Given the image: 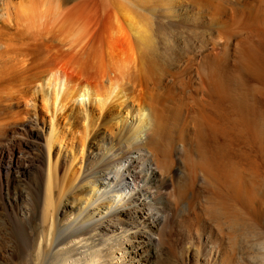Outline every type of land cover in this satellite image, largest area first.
Masks as SVG:
<instances>
[{
	"label": "bare ground",
	"instance_id": "obj_1",
	"mask_svg": "<svg viewBox=\"0 0 264 264\" xmlns=\"http://www.w3.org/2000/svg\"><path fill=\"white\" fill-rule=\"evenodd\" d=\"M69 1L0 0V76H3L0 111L5 110V114L0 112V122L6 118L17 117L18 120L23 113L30 112L14 109L15 105L26 101L33 103L36 114L38 108L41 110L43 127L46 128L43 175L36 182L35 193L29 187L25 189L28 186L25 176L31 173L30 170L27 174V171L17 170L20 177L14 183L20 192L18 200L21 204L26 203L27 209L28 201L33 198V207L27 210L31 216L30 228L35 234L37 227L34 221L38 220L41 236L40 239L36 234L31 239L20 236L18 246L21 253L18 258L24 264H156V254L150 248L158 246L161 239L156 238L155 231L162 228L158 213L154 217L147 216L138 208L136 212L142 214L140 220H126L114 205L123 207L126 201L128 205H134L141 200V191L146 184L158 190L162 188L161 175L171 168L170 151L165 146L177 136L184 140L189 131L186 126L165 128L163 119H160L153 130L154 137H145L150 123V113L142 100L145 76H142L143 72L141 74L139 54L132 41L119 40L125 25L132 30L136 27V20L128 11L124 10L123 14L117 11L113 18L107 19L106 38L102 42L104 47H98L105 51L100 50L106 59L102 56V61L107 62L106 73L89 71V64L82 68L79 64V68L75 67V64L72 68L54 59L44 65L47 53L52 49L46 43L50 25L58 27L56 31L64 34L62 42L71 44L70 47L82 43L79 49H84L88 43L94 45V41L88 38L93 36L90 19L83 16L73 18V13L62 12ZM88 40L87 44L83 43ZM92 48L89 47L90 50ZM241 52L240 67L251 69L256 79L264 81L263 59L257 50L246 47ZM223 59V55L218 53L206 62L207 71L202 70L205 72V81H202L206 98L204 102L201 100L202 107L198 105V113L195 112L198 115L193 118L196 152L193 153L195 155L192 151L187 154L188 150L185 152L186 160L183 157L190 181L188 187H195L199 180L214 186L209 187L208 194L194 193L193 201H205L208 205L202 206L201 211L191 205L189 211L194 210V218L191 216L188 224L200 226L206 216L213 221L218 241L208 240L212 264H264V230L256 223L260 215L255 203L260 196L252 188L253 180L259 176L255 178L256 174L261 171H258L261 161L258 156L264 159V111L250 101L251 93L244 95L235 88L236 81L232 78L229 82L224 81ZM102 63L98 65L102 66ZM38 66L44 68L34 71ZM253 87L252 90L258 88L257 85ZM251 92L253 96L256 94V91ZM174 113L173 118L180 122L181 115ZM161 116L162 113L158 114L159 118ZM64 149L71 152V164L60 175L64 168ZM153 163L157 168H153ZM32 167L36 164L33 163ZM10 177L6 180L8 185L11 184ZM188 187L180 188V200L186 197ZM73 192L78 193L80 199L72 204L71 215L67 217L69 212L64 210V199ZM133 193L139 197H134ZM164 200L158 198L147 204L156 210H164L169 203L168 199ZM142 205L146 202L143 201ZM63 213L66 220L60 219ZM105 213H109V218L103 215ZM247 220L256 221V224ZM85 225H88V230L83 227ZM72 232L77 242L85 243L54 251ZM89 233L92 234L89 236ZM86 240L93 242L92 245L87 244L90 250L101 246L90 252L81 250L88 243ZM30 249L33 251L28 253ZM75 250L77 254H74Z\"/></svg>",
	"mask_w": 264,
	"mask_h": 264
},
{
	"label": "rangeland",
	"instance_id": "obj_2",
	"mask_svg": "<svg viewBox=\"0 0 264 264\" xmlns=\"http://www.w3.org/2000/svg\"><path fill=\"white\" fill-rule=\"evenodd\" d=\"M66 4L68 5H64L65 7L62 8L64 9V11H62L63 13H70V15L73 13V18L88 17V19H90V22H92L91 34H93V36H89L93 38H88L92 39H89L90 41H94V45H88V40L83 42L84 44H88H83L85 48H81L82 51L79 49L82 43L76 44L79 45L78 47L76 45H74L75 47L73 45L70 47L71 44L67 45L65 41L62 42L64 34H62L61 31L63 29L60 31L61 33H58V31H56L58 27L56 28L50 25L51 34L49 33L50 37H46V43H48L47 45H49L50 49L52 48V51H48V58L46 57L44 65H47L49 61L51 62L54 59V61L57 62L62 61L63 63H67L68 66H75L76 64L75 67L81 66V68L84 65L87 67L89 64L88 67L90 69L86 68L89 71H94L93 73L95 74H100V72L103 73V71L106 73L108 66L106 64L107 62H104L106 60L103 56L105 51L104 49L98 48L99 45L102 47V42H104L103 40L106 38V23L109 22L108 20H110V18H113L112 16H114L117 11L121 14L124 13V10L126 12L128 11L136 20V27L132 30L125 25L122 33L119 34L121 35V37L119 36V40H121V42H126L125 40L127 39L132 41L134 48L139 54L141 74L143 72L142 76H145L142 100L150 113V123L145 137H154L153 130L160 122V119H163L162 125H164V127L166 126L168 129L187 127L189 131L185 139L183 138L184 140L177 136L172 143H168L165 146L166 149L170 151L171 168L168 172H164L161 175L163 179V183H161V185H163L162 188L158 190L156 187L146 184L144 190L141 191V200L136 201L134 205L131 206L128 205L126 201L124 202L125 206L118 207L115 204L114 207L123 214L122 217L126 220H130L131 218L140 220V215L142 214L136 212L138 208L144 210V215L147 216L154 217L156 213H158L157 216L160 221H162V228H157L155 231L156 238L161 239L159 240L160 243L158 246H152L150 248L152 253L156 254L154 259L156 264H212L210 258L211 247L208 246V240L214 242L218 241V235L215 234L216 231L215 228H213V221L206 216L203 218L200 226L197 223L192 225L188 224V221L191 220V216L192 219L194 218V210L191 209V211H189L191 205H194V207L200 211L202 206L205 207L208 205L205 201H193L195 194L197 195L200 192L202 194H208L210 188H214V186L202 180H199L195 187H188L190 181L185 171L187 170L185 160L187 154H190L191 151L192 154L196 152L194 135L196 126L193 118L195 115H198V110L200 106L202 107V101L206 98V91L204 92L205 83L202 81H205L204 71H207L206 62L213 59L218 53L222 54L224 57L223 60H225L223 61L225 73L222 74V78H225L224 81L229 82L232 78L236 81V84H234L235 88L243 92L244 95H249L251 93V97H249L250 101L252 103L254 102L253 104L257 109L264 111V81L256 79L252 75V72H250L251 69L240 67V62L242 61L241 55H243L241 51L242 48L246 47L257 50L261 60L263 59L261 66L264 67V0H70L69 3ZM75 11L77 13H75ZM89 47L95 48L94 50L93 48L91 49L93 52H90L91 50ZM78 49L80 51H78ZM53 50L55 51L53 52ZM56 50L59 51L56 52ZM86 50H90V53ZM100 50H103V55H101ZM102 56L105 59L104 61H102ZM93 57L96 59L94 60ZM61 58L62 60H60ZM70 58H72L73 61ZM85 59L87 60L86 62ZM76 60L79 61L77 62ZM101 62L103 63L100 67L98 64H101ZM94 65L95 67H93ZM205 66L206 68H204ZM42 68L44 67L38 66L37 70L34 69V71H39ZM72 68L74 67L72 66ZM2 79L3 76H0V82ZM201 84L203 85V90ZM252 87H256L257 90H252ZM250 89L251 91H256L257 95L255 94L253 96ZM247 92H249V94H247ZM199 100H202L201 103ZM22 104L15 105L14 109L30 110V112H26L28 115L23 113L21 119L20 117H18V120L17 117L14 119L6 118V120H10L7 122L6 120L0 122V131L4 128L0 132V264H24L18 258L21 253L18 246L20 236L25 238L29 237L31 239L36 234L38 239L41 238L39 221H34V225L37 227V231L34 234L30 228L31 216L27 213V210L33 207L34 200L32 198L28 201L29 209H27L26 203L21 204L18 200L20 192L18 189H15L14 183L15 180L20 177L18 176L20 173L17 172V170H24V172L30 170L31 173L25 176L29 183H27L28 186L25 189L29 187V190H31L32 193L34 190L35 193L37 181H39L43 175L46 128L43 127L41 110L38 108V113L36 114L32 102L29 104L25 101ZM199 104L200 106H198ZM3 110L4 109L0 112L5 114V110ZM174 112L181 115L180 122H177L173 118ZM161 113L163 116L159 118L158 114ZM189 120L192 122L190 123ZM144 139L143 141L146 143L147 140L146 138ZM182 141L186 143L183 144ZM144 143H142V145H144ZM145 146L146 144L144 147ZM187 151L188 153L186 154L185 152ZM259 159L261 161H259L260 165L258 166V171H261L259 172L260 174L257 173L255 176L256 178L257 175H259V178L257 177L253 180L254 185L258 184L256 187H253L254 185L252 184V188L254 190L256 189L255 191L259 194L258 196H260L255 203L257 209L259 207L260 216L257 218V222L253 220L247 221L248 223L251 221L252 223H258V228L264 230V159L258 156V160ZM62 162L64 168L61 169L60 175H63L67 165L71 164L70 151L67 152L65 149L63 150ZM33 163L36 164V167H32ZM153 168H157V165L154 163ZM27 173L28 171L26 174ZM69 175L71 177L73 176L72 174ZM8 176H11L10 185L6 184ZM184 185L188 187L189 191H187L186 197L180 200L178 197L179 190L185 187ZM133 196L136 198L139 197L136 193H133ZM158 198H164V201L168 199L169 203L166 209L157 208L156 210L147 204L154 203ZM79 199L80 196L78 193L73 192V194H70L69 198L64 199V204H66L64 210L72 212V204H74L75 200ZM143 201L146 202V205H142ZM71 212L67 214V217L71 215ZM103 215L109 218V213ZM67 217L65 213H63L60 219L66 220ZM117 217L118 216H116V218ZM247 219H249V217ZM17 224L18 228L21 226V229L17 228ZM83 227L87 230L89 228L88 225ZM247 227L250 228L249 226ZM157 233L161 234L157 235ZM90 234L92 233L88 235L90 236ZM96 238H99V236ZM86 241L88 243H86L81 250L90 252L94 249L97 250L101 246H97L90 250L87 244L92 245L93 242L90 240ZM96 242H99V240ZM75 243H80V245H82L85 241L77 242L75 233L72 232L63 243H60L58 247L54 249V251L72 248ZM32 251L33 250L30 249V251L27 252L31 253ZM77 253L78 251L75 250L74 254ZM116 256L118 257L119 254H116Z\"/></svg>",
	"mask_w": 264,
	"mask_h": 264
}]
</instances>
